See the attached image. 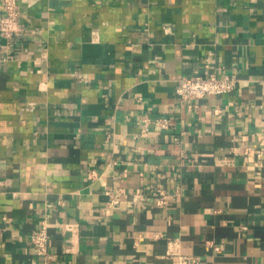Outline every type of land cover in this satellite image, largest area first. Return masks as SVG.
Returning <instances> with one entry per match:
<instances>
[{
    "label": "crops",
    "instance_id": "0c3cea01",
    "mask_svg": "<svg viewBox=\"0 0 264 264\" xmlns=\"http://www.w3.org/2000/svg\"><path fill=\"white\" fill-rule=\"evenodd\" d=\"M19 5L22 30L0 34V264H44L42 219L51 264H172L168 241L202 264H264V0ZM208 71L236 87L174 93ZM142 113L173 124L142 131Z\"/></svg>",
    "mask_w": 264,
    "mask_h": 264
},
{
    "label": "built area",
    "instance_id": "2783aa9c",
    "mask_svg": "<svg viewBox=\"0 0 264 264\" xmlns=\"http://www.w3.org/2000/svg\"><path fill=\"white\" fill-rule=\"evenodd\" d=\"M2 11L0 13V34L10 43V40L22 30L20 21V5L19 0H1ZM166 31L169 26L164 27ZM207 66V63L204 64ZM238 82V77L235 72H223L221 74L214 71L205 73L195 72L189 75L178 77L174 85V93L183 101H187L188 105H195L193 99L216 95L233 90ZM153 123L156 126L167 128L173 124V121L168 116H154L150 117L146 113L140 115V124L142 131L148 129L149 124ZM246 154L254 152L260 156L261 149L253 147H246L244 149ZM117 162L113 160V163ZM95 173L93 167L89 168L88 174L90 176ZM150 190L155 195H158L156 203L164 205L167 200L164 197V189L159 184L152 185ZM107 195L105 208L116 205L120 200V188H106L104 190ZM31 244L35 252L43 257L44 264H51V253L48 250L49 245V232L47 228L46 219L40 221L39 226L33 228L29 233ZM175 241H168V253L174 254L177 258L172 264H202L200 258L195 255H185L179 253L176 248Z\"/></svg>",
    "mask_w": 264,
    "mask_h": 264
}]
</instances>
